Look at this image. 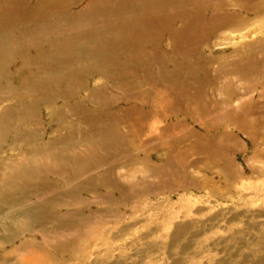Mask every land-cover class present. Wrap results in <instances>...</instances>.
<instances>
[{"label": "rangeland", "instance_id": "obj_1", "mask_svg": "<svg viewBox=\"0 0 264 264\" xmlns=\"http://www.w3.org/2000/svg\"><path fill=\"white\" fill-rule=\"evenodd\" d=\"M262 14H251L240 30L223 33L213 52L225 55L212 68V82L202 87L201 97L189 91L182 105L187 112H167L160 101L157 112L149 114V106L114 90L112 97L120 94L125 103L131 101L127 106L135 104L145 114L139 110L123 121L118 113L116 127L108 130L114 116L97 115L108 102L85 103L96 118L83 120L73 104L89 91L80 89L77 99L47 97L39 111L22 110L6 119L11 129L0 125V165H12L2 171L12 170L15 177L0 185V199L14 193L18 203L43 217L18 230L23 224L18 216L15 228L6 231L7 220H1L11 209L0 208V240L10 238L0 241V264H26V257L31 264H264V171L252 162L264 159V100L259 99L264 94V7ZM13 41L10 49L16 48ZM249 47L252 58L234 64L236 49ZM81 79H88L90 88L105 83L98 74ZM58 83L62 89L69 86ZM134 86V92L144 93L151 85ZM15 100L1 102L0 112ZM24 100L33 103L30 96ZM72 126L79 130L75 139L88 134L96 142L92 148L68 146L69 153L88 157L86 162L73 164L68 154L55 158L46 150L32 153L39 173L21 171L22 161L31 165L24 151L69 135ZM104 137L112 141L100 144ZM90 161L88 170H80Z\"/></svg>", "mask_w": 264, "mask_h": 264}, {"label": "bare ground", "instance_id": "obj_2", "mask_svg": "<svg viewBox=\"0 0 264 264\" xmlns=\"http://www.w3.org/2000/svg\"><path fill=\"white\" fill-rule=\"evenodd\" d=\"M263 7L264 0H0V103L16 98L14 103L2 107L0 125L4 126V121L12 116H19L22 110L28 114L39 111L40 100L46 101L47 97L77 99L80 89L89 91L87 98H79L73 104L82 110L79 114L85 115L83 120L93 122L96 118L94 112L84 107L85 103L108 102L106 109L97 112L107 118L114 116V120L108 123L111 128L108 130L116 127V119H119L116 114L122 113L124 121L140 110L135 104L127 106L131 101L125 103L120 94L112 97L114 90L132 95L134 100L149 106V114L157 112L160 107L171 113L187 112L189 109L182 105L188 101L189 91H196L195 99L201 97L202 87L212 82V68L225 55L213 52L214 46L225 39L223 33L240 30L251 20V14L263 15ZM10 40L17 43L16 48L10 49ZM175 51L182 56L176 57ZM235 52L238 58L234 64H243L252 58L253 49H236ZM61 68L64 70L60 71ZM85 73L98 74L104 77L105 83L90 88L89 80L81 79ZM140 74L143 77L137 78ZM60 81L69 86L62 89ZM141 81L149 83L150 90L134 92L131 86ZM50 86L52 91L55 86L56 91L50 93ZM28 96L33 103L24 100ZM170 96L176 105L171 104ZM243 96L239 103L245 99ZM259 99L263 102V93ZM160 101L166 105H160ZM140 111L143 116L144 110ZM260 112L264 115V109ZM5 125L11 129L7 123ZM169 125H165V129ZM73 128L69 135L59 134L24 151L33 166L23 165L22 161L21 171L24 170V174L39 173L38 162L32 153L46 150H50L55 158L68 154L73 164L78 160L86 162L88 157L83 158V154L76 150L69 153L68 148L74 149L81 143L92 148L96 142L88 134L75 139L79 130ZM56 130L60 131L61 125ZM21 132L17 131L19 135L23 134ZM104 138L106 140L99 139L100 144L112 141ZM79 154L82 155L80 159ZM86 155L95 160L94 155ZM252 162L264 171V159ZM91 165L93 161L80 170ZM6 166L12 165H0V185L15 177L12 170L2 171ZM18 201L14 193H7L0 199L1 210L11 209L1 220H7L6 231L15 226L18 216L23 219L18 230L30 226L31 220L43 217L42 214L35 215L34 210ZM18 206L21 207L16 209ZM3 240L9 241L10 238ZM22 261L31 264L33 259L26 257Z\"/></svg>", "mask_w": 264, "mask_h": 264}]
</instances>
